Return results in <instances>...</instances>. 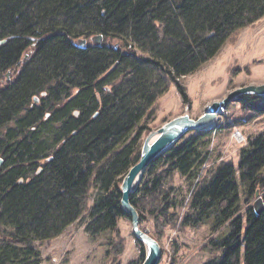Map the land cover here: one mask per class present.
<instances>
[{
    "label": "trees",
    "instance_id": "obj_1",
    "mask_svg": "<svg viewBox=\"0 0 264 264\" xmlns=\"http://www.w3.org/2000/svg\"><path fill=\"white\" fill-rule=\"evenodd\" d=\"M262 17L264 0H0V72L34 45L29 68L0 92V264H41L36 243L79 219L90 238L111 237L106 255L120 264L117 224L129 218L119 185L138 162L159 99L176 85L189 103L179 79ZM97 36L99 46L75 45ZM41 91L47 98L29 108ZM236 102L250 114L236 126L264 116V99ZM211 135L189 133L150 164L129 198L139 226L149 220L160 235L177 224L212 234L226 226L207 242L204 264H264V211L255 215L251 204L257 190L264 202V132L247 140L236 165L220 163L199 182ZM175 176L185 186L174 187Z\"/></svg>",
    "mask_w": 264,
    "mask_h": 264
},
{
    "label": "rangeland",
    "instance_id": "obj_2",
    "mask_svg": "<svg viewBox=\"0 0 264 264\" xmlns=\"http://www.w3.org/2000/svg\"><path fill=\"white\" fill-rule=\"evenodd\" d=\"M90 44L94 45L91 39ZM178 83L183 86L189 103L183 104L177 86L171 85L158 101L155 118L148 124L151 131L158 129L165 123L163 121L167 122L184 112H188L192 119H197L210 103L220 101L233 89L264 85V17L243 29L235 44L226 45L198 72L179 79ZM248 116L250 114L245 113L238 102L229 104L224 111L217 114L209 156L204 166L205 172L199 182L208 178L209 173L220 163L236 165L238 151L246 145L247 140L264 132V116L254 118L241 126L235 125L247 120ZM227 125L232 127L227 129ZM236 133L240 136H235ZM183 183L182 179L175 176L172 185L178 187L184 185ZM94 195L95 192L92 193L91 201ZM253 201L254 199L252 203ZM186 210L187 206H184L182 214ZM86 223L87 220L79 219L60 236L36 243L42 259L41 264H110L104 244L111 237L104 234L90 238L84 232ZM139 227L158 242L161 249L159 264H204L210 259L207 242L210 239L219 240L227 233L226 226L212 234L206 225L181 227L177 224L173 228L166 227L160 235L149 220ZM117 230L124 241V250L119 257L120 264H138L140 253L131 234L130 221L122 218L117 224Z\"/></svg>",
    "mask_w": 264,
    "mask_h": 264
},
{
    "label": "water",
    "instance_id": "obj_3",
    "mask_svg": "<svg viewBox=\"0 0 264 264\" xmlns=\"http://www.w3.org/2000/svg\"><path fill=\"white\" fill-rule=\"evenodd\" d=\"M101 40L102 37L97 36L92 39V42L94 45L99 46ZM75 45L80 49H84L85 40H78ZM242 96L264 99V85H248L233 89L220 101L210 103L197 119H192L188 112H184L182 115L165 122L158 129L149 132L143 139L138 162L125 173L119 185L120 207L129 218L133 238L143 248V258L140 264H159L161 249L158 242L139 227L138 213L129 199L134 188L140 183L150 164L158 157L169 152L187 134L214 132L217 114L224 111L229 104L236 102ZM252 209L255 215H260L264 211V202L258 190L254 194Z\"/></svg>",
    "mask_w": 264,
    "mask_h": 264
},
{
    "label": "flooded vegetation",
    "instance_id": "obj_4",
    "mask_svg": "<svg viewBox=\"0 0 264 264\" xmlns=\"http://www.w3.org/2000/svg\"><path fill=\"white\" fill-rule=\"evenodd\" d=\"M93 38H91V41ZM6 42H7V40H1L0 46L5 44ZM89 44H90V39L85 40V45H89ZM33 47H34V45H32L31 47H27V48L23 49L22 51H20V55H19L16 63L13 66H10L6 71L0 72V92L14 86V84H16L17 80L19 79L20 74L26 72V70L29 68V63L31 62V57L34 53ZM106 75H107V73H104L100 77H98V79H102ZM105 90L108 91L107 88H105ZM73 94H75V91H73L72 95ZM72 95L69 98L64 99L63 102L70 101L73 98ZM47 96H48L47 91H41L38 94V96L33 97V99H32L33 102H32V104H30L29 108H32L34 105L39 108L41 106L42 99L47 98ZM60 104H61V102H60ZM60 104H58L57 106H59ZM51 115H52V113L46 112L42 121L43 122L47 121ZM73 116L75 118H77L78 114L73 113ZM10 126H12V125H10ZM59 126H60V123H56V127H59ZM48 161H50V159L46 160V162H48ZM1 166H2V161L0 162V167ZM39 172H41V169H39L37 171V173H39Z\"/></svg>",
    "mask_w": 264,
    "mask_h": 264
},
{
    "label": "built area",
    "instance_id": "obj_5",
    "mask_svg": "<svg viewBox=\"0 0 264 264\" xmlns=\"http://www.w3.org/2000/svg\"><path fill=\"white\" fill-rule=\"evenodd\" d=\"M235 136H237V137H238V136H240V135H239L238 133H236V134H235ZM237 137H236V140H237Z\"/></svg>",
    "mask_w": 264,
    "mask_h": 264
}]
</instances>
